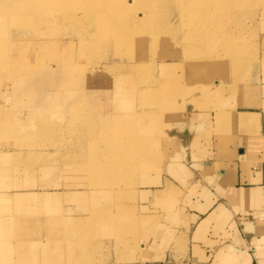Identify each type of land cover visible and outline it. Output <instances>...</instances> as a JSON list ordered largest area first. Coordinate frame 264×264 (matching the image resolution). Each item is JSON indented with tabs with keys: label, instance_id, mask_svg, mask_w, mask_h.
I'll use <instances>...</instances> for the list:
<instances>
[{
	"label": "rangeland",
	"instance_id": "obj_1",
	"mask_svg": "<svg viewBox=\"0 0 264 264\" xmlns=\"http://www.w3.org/2000/svg\"><path fill=\"white\" fill-rule=\"evenodd\" d=\"M52 1L0 0V264H107L119 242L142 258L179 205L147 188L183 118L264 110V18Z\"/></svg>",
	"mask_w": 264,
	"mask_h": 264
},
{
	"label": "crops",
	"instance_id": "obj_2",
	"mask_svg": "<svg viewBox=\"0 0 264 264\" xmlns=\"http://www.w3.org/2000/svg\"><path fill=\"white\" fill-rule=\"evenodd\" d=\"M180 125L147 188L179 205L158 213L142 258L119 242L107 264H264L263 108L200 111Z\"/></svg>",
	"mask_w": 264,
	"mask_h": 264
},
{
	"label": "bare ground",
	"instance_id": "obj_3",
	"mask_svg": "<svg viewBox=\"0 0 264 264\" xmlns=\"http://www.w3.org/2000/svg\"><path fill=\"white\" fill-rule=\"evenodd\" d=\"M35 1V3H37V4H40V7H43V5H44V7L45 6H53L52 5V0H34ZM55 2L57 1V0H54ZM89 1H92V0H89ZM101 1V3H105L104 1L105 0H100ZM126 1V0H125ZM70 2H72V0H59L58 1V3L60 4V5H64V4H69ZM107 2H109V3H112V4H110L113 8H115L116 10H119V11H121V9H122V6L124 7V5L122 4V0H108ZM148 2L150 3L149 4V7H156V4L159 2V0H148ZM247 3V4H249V6H252V8L253 7H255L256 8V10L258 11V13L254 16L255 17V19L257 18V17H259L260 19L261 18H264V0H226V1H223V0H220L219 2H216L215 0H164V3H165V5H166V9H169V8H171V7H173V8H176V9H180V10H183V11H185V13H186V10H187V8H190V7H188V5H191V4H201L202 5V7L204 8V9H206V10H208V11H210V19L212 18L211 17V15L213 16V7L215 8V9H219V10H221V9H225V8H232V6H233V4H235V6L236 5H240V4H244V3ZM125 3V2H124ZM135 3V0H127V6L128 7H132V5ZM232 5V6H231ZM248 6V7H249ZM243 7V6H242ZM234 8H237V7H234ZM0 9H1V7H0ZM131 9V8H130ZM143 9V8H142ZM156 9V8H155ZM241 9H243V8H241ZM247 10H249V9H247ZM127 11H128V9H127ZM132 11V10H131ZM130 11V12H131ZM156 12V11H155ZM241 12H243V11H241ZM123 13V12H122ZM121 13V14H122ZM146 13V14H145ZM144 14H140V17L138 16V14H137V17L134 19V20H131V21H134V22H136V24H138V23H145V22H147V21H150V20H152L153 18H151L153 15H151V13H149L148 11L147 12H145ZM184 13V14H185ZM238 13V12H237ZM117 15V14H116ZM126 15V14H125ZM170 16H171V14H170ZM181 16V15H180ZM189 21H191V22H194L195 20L196 21H198V23H201L202 21H203V25L205 24L204 23V21L205 20H203V19H206L207 20V18L206 17H202L201 16V14H194V15H192V14H190L189 16ZM243 17V16H242ZM157 18V17H156ZM155 18V19H156ZM217 18V17H216ZM121 19H122V16H121ZM127 19H132V18H127ZM182 19V18H181ZM218 19V18H217ZM165 20H166V18H165ZM182 20H184L185 22H187L185 19H182ZM256 21V20H255ZM153 22V21H152ZM184 23V22H183ZM183 24H181V26H182ZM179 26H180V23H179ZM185 26H187V25H185ZM109 28H107V32L109 31L108 30ZM154 32H155V29L153 30ZM182 31V30H181ZM106 32V33H107ZM153 32V33H154ZM193 32V31H192ZM191 32V33H192ZM200 33V32H199ZM155 34V33H154ZM188 34V33H187ZM197 34V33H196ZM193 36H197V35H193ZM201 36V35H200ZM263 36V35H262ZM254 37H256V36H254ZM185 38V37H184ZM256 39V38H255ZM260 41H262V38H261V40ZM263 42H264V36H263ZM251 52V51H250ZM264 55V54H263ZM220 57V56H219ZM215 58V57H214ZM217 59H219V58H217ZM164 66V65H163Z\"/></svg>",
	"mask_w": 264,
	"mask_h": 264
}]
</instances>
